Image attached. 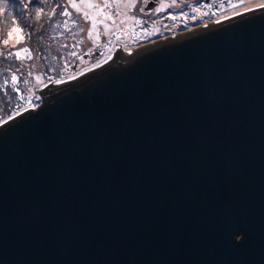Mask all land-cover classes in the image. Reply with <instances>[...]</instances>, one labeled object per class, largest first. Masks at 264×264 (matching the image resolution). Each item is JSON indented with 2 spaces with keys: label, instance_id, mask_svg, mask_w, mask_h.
Segmentation results:
<instances>
[{
  "label": "water",
  "instance_id": "1",
  "mask_svg": "<svg viewBox=\"0 0 264 264\" xmlns=\"http://www.w3.org/2000/svg\"><path fill=\"white\" fill-rule=\"evenodd\" d=\"M38 93L0 122V264H264V3Z\"/></svg>",
  "mask_w": 264,
  "mask_h": 264
},
{
  "label": "rangeland",
  "instance_id": "2",
  "mask_svg": "<svg viewBox=\"0 0 264 264\" xmlns=\"http://www.w3.org/2000/svg\"><path fill=\"white\" fill-rule=\"evenodd\" d=\"M151 1L39 0V3H33L30 0H2L0 122L24 108L37 106L40 103L38 89L48 81L66 78L97 64L108 58L116 47L129 49L264 2L218 0L215 5L205 6L199 3L201 0ZM73 3L79 5V11ZM37 8L44 10L39 20L36 19ZM14 27L18 31L5 45L3 41L9 39L8 32ZM17 35L24 37L20 43L15 41ZM25 47L30 50V55L22 51ZM17 51L23 59L15 57ZM10 52L13 55H9ZM13 75L18 82L12 80ZM17 88L18 92L15 91Z\"/></svg>",
  "mask_w": 264,
  "mask_h": 264
},
{
  "label": "snow or ice",
  "instance_id": "3",
  "mask_svg": "<svg viewBox=\"0 0 264 264\" xmlns=\"http://www.w3.org/2000/svg\"><path fill=\"white\" fill-rule=\"evenodd\" d=\"M30 2H33V3H39V0H30ZM72 6L75 7V8H77L78 11L80 10L79 5L73 3ZM92 6H93V5H89V7H92ZM25 7H27V4H25ZM161 10H163V6H161ZM43 11H44L43 8H37V9H36V19H37V20L40 19V17H41L42 14H43ZM65 14L67 15V13H65ZM85 18H88L87 14H85ZM175 18H176V17H173V19H175ZM133 19H134V18H133ZM136 23H140V21H136ZM17 31H18L17 28H15V27L12 28V29L8 32L9 39L4 40L3 43H4L5 45L9 44L10 41H11V39L13 38V33H16ZM29 36H30V34H29ZM22 39H24V37L21 36V35H17V36L15 37V41H16V43H20V41H21ZM22 51H23L24 53L30 55V50H29L27 47L23 48ZM9 55H13V53L10 52ZM14 55H15V57L18 58V59H23V57L21 56L20 51H17ZM37 79H40V78L37 77ZM12 80L18 82V78H17L15 75L12 76ZM15 91L18 92L19 89L17 88V89H15Z\"/></svg>",
  "mask_w": 264,
  "mask_h": 264
},
{
  "label": "flooded vegetation",
  "instance_id": "4",
  "mask_svg": "<svg viewBox=\"0 0 264 264\" xmlns=\"http://www.w3.org/2000/svg\"><path fill=\"white\" fill-rule=\"evenodd\" d=\"M152 3H156V0H152L151 1ZM219 1L218 0H201V1H199V3H201L202 5H205V6H207V5H211V4H213V5H215V4H217ZM152 3H150L151 5H152ZM262 3H264V2H261V3H259V4H262ZM155 5V4H154ZM153 5V6H154ZM255 5H258V4H255ZM254 5V6H255Z\"/></svg>",
  "mask_w": 264,
  "mask_h": 264
},
{
  "label": "trees",
  "instance_id": "5",
  "mask_svg": "<svg viewBox=\"0 0 264 264\" xmlns=\"http://www.w3.org/2000/svg\"><path fill=\"white\" fill-rule=\"evenodd\" d=\"M2 2V0H0V3Z\"/></svg>",
  "mask_w": 264,
  "mask_h": 264
}]
</instances>
